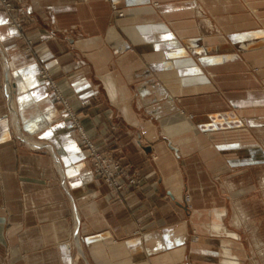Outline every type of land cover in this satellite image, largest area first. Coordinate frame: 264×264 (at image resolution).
Here are the masks:
<instances>
[{
  "label": "crops",
  "instance_id": "0c3cea01",
  "mask_svg": "<svg viewBox=\"0 0 264 264\" xmlns=\"http://www.w3.org/2000/svg\"><path fill=\"white\" fill-rule=\"evenodd\" d=\"M27 4L29 32L39 43L31 53L0 1V264H228L224 247L244 264L235 252L240 238L206 230L217 218L212 213L228 215L227 205L210 206L220 202L206 195L213 188L206 174L253 164L263 152L249 135L264 137V0ZM43 65L87 133L118 135L114 145L125 160L150 175L128 199L131 207L154 179L166 187L165 199L153 202L160 212L143 233L129 235L137 223L124 202L111 205L102 196L108 187L96 180L40 79ZM211 88L229 108L192 114L202 104L186 93ZM185 173L194 179L191 203L208 207L194 208L195 230L207 237L191 245L177 238L189 230L188 209L179 203ZM151 193L137 216L151 208Z\"/></svg>",
  "mask_w": 264,
  "mask_h": 264
},
{
  "label": "rangeland",
  "instance_id": "374dc122",
  "mask_svg": "<svg viewBox=\"0 0 264 264\" xmlns=\"http://www.w3.org/2000/svg\"><path fill=\"white\" fill-rule=\"evenodd\" d=\"M0 1L2 3L3 10H5L10 16V26L16 33L18 41L22 43L23 50L26 53L33 52L39 43L38 40L34 39L33 35L29 32V24L32 23V19L29 15L27 0ZM123 15V12H117L118 18L123 17ZM40 67L44 68L45 73L43 77L39 72V77L43 83H45L48 91L54 95L55 103L59 106L64 120L67 123L69 121L68 125L73 132H75L80 149L85 153V158L89 161L90 168L93 171L96 180L101 186L106 185L108 187V191L102 194V196H107L111 205L117 204L121 201L124 202L129 214L134 217L137 223L135 229L132 230L129 235L143 233L146 231L145 224L153 221L155 214L160 212L158 205H154L153 202L158 201L159 203L166 197V187L161 185L163 182H159L158 179H154L155 185L152 189L149 192H142L144 198L140 200L141 202H138V205L131 207L128 199L137 194L138 191H143V187L147 182L145 180H147L150 175L144 174L141 168H134L131 162L125 160L126 156L117 150L114 145V141L118 138V135H89L86 131L85 124L79 116V113L72 107L71 103L68 102L66 95H64L61 91L57 77L51 74L49 68L45 65ZM186 94V97L198 98V102L202 104L201 106H196L195 104V107H193L191 112L192 114L206 112L207 110L208 112H217L218 110L220 111L229 108V101L221 96L219 91H215L214 88H211L210 93L200 90L187 92ZM209 94L213 96L212 105L209 104ZM204 98L208 99L204 100ZM95 99L97 101L99 100L98 97ZM203 100L204 102H202ZM204 103H207L209 106H203ZM110 126L115 129L113 125ZM105 128L106 126L99 127L98 131L102 132ZM254 133L255 135H249V137L258 139V147H260L264 152V137L262 139V135H258L260 134L259 132ZM246 138L247 137L245 135L242 139L246 140ZM255 146H257V144ZM263 152L261 151L259 153L257 156L258 161L253 164H244L237 169L229 165L228 168L221 167L222 169H218L217 171L215 170V172L210 171L207 174H203V176L205 174L207 177L210 176V180L213 184L212 189H208V191L205 189L206 195L210 197L212 196L213 201L216 199L220 202L215 204L212 203L210 206L219 205L225 207L227 205L228 215L224 218V223L230 231L227 235H232L233 238H240L239 248H236L235 252L242 257V262L244 264H264ZM152 155L153 153L150 154L151 164H153L156 168L155 160L152 158ZM182 164L184 167V159L182 160L181 165ZM197 173L198 172L195 171L191 174L196 176ZM185 177L187 189L183 192L184 204L181 202L179 203L182 205L184 210L185 206L188 209L185 211L187 214L186 219H188L189 230L186 231V234L184 235H177V238L181 239L179 240L181 245H191L200 237L198 230H195L194 222L192 220V215L195 211L194 208L205 210L208 207L191 203V195L188 185H190V181L193 182L194 179L192 176L190 180V175L188 173H185ZM150 193L151 196L148 200L150 201L149 205L151 208L143 211L142 216H137L139 209H144L147 204V198L145 195ZM215 214L216 213H212V219L215 218ZM146 215H148V217L143 219ZM215 219L213 221H215ZM182 222L186 223L187 221L183 220ZM213 223L214 222L205 223L206 230L208 232H210L209 230L211 229V225ZM180 224L181 222L173 226ZM235 233H239L240 235ZM127 235L128 234L125 236ZM125 236H121V238ZM202 237L204 238L207 236ZM202 237H200V241H202ZM214 238L219 237H213V239ZM214 246H216V244H214Z\"/></svg>",
  "mask_w": 264,
  "mask_h": 264
},
{
  "label": "bare ground",
  "instance_id": "6f19581e",
  "mask_svg": "<svg viewBox=\"0 0 264 264\" xmlns=\"http://www.w3.org/2000/svg\"><path fill=\"white\" fill-rule=\"evenodd\" d=\"M226 210V209H225ZM217 214H215L217 216V218L215 219L214 223L212 224V228L210 229V233H213V234H227L228 232H230L227 228V226L223 225V217L225 216V211L224 210H218L216 211ZM241 215V214H240ZM240 217V216H238ZM245 218V217H244ZM237 219V218H236ZM222 221V222H221ZM239 223V222H238ZM222 244V243H221ZM223 245V244H222ZM221 245V246H222ZM224 246V245H223ZM230 247V246H229ZM225 250H227V252L224 251L225 255L227 256V263L228 264H241L239 261H236L235 259H232L230 256H229V253H230V249L227 248V247H224ZM236 257V256H235ZM238 257V256H237ZM239 258V257H238Z\"/></svg>",
  "mask_w": 264,
  "mask_h": 264
},
{
  "label": "built area",
  "instance_id": "2783aa9c",
  "mask_svg": "<svg viewBox=\"0 0 264 264\" xmlns=\"http://www.w3.org/2000/svg\"><path fill=\"white\" fill-rule=\"evenodd\" d=\"M39 72H40V75L44 77L45 71L43 67H40Z\"/></svg>",
  "mask_w": 264,
  "mask_h": 264
}]
</instances>
